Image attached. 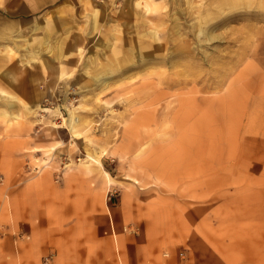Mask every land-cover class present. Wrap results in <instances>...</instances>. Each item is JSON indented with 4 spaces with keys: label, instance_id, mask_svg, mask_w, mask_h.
I'll use <instances>...</instances> for the list:
<instances>
[{
    "label": "rangeland",
    "instance_id": "1",
    "mask_svg": "<svg viewBox=\"0 0 264 264\" xmlns=\"http://www.w3.org/2000/svg\"><path fill=\"white\" fill-rule=\"evenodd\" d=\"M0 17V264H264V0Z\"/></svg>",
    "mask_w": 264,
    "mask_h": 264
},
{
    "label": "crops",
    "instance_id": "2",
    "mask_svg": "<svg viewBox=\"0 0 264 264\" xmlns=\"http://www.w3.org/2000/svg\"><path fill=\"white\" fill-rule=\"evenodd\" d=\"M50 1L51 0H20V5L16 7V2H18V0H0V10H2L3 13H6V15H10L11 11H13L15 15H36L39 14L44 8H46L49 5ZM35 18L37 19L38 17L36 16ZM33 25L38 29L45 31L46 29L48 30L49 23L47 20L43 21L42 19H40V21H33L31 19V21L29 22V26L32 28ZM5 29L9 30L11 32L12 37L16 39L17 35L22 32V24L15 20L0 17V31H4ZM58 264L61 263L59 262ZM76 264L82 263L79 260L76 262ZM104 264L117 263H114L111 260V262L108 261Z\"/></svg>",
    "mask_w": 264,
    "mask_h": 264
}]
</instances>
